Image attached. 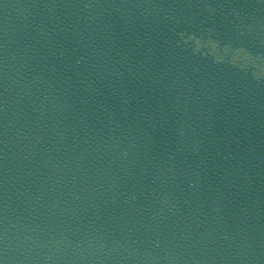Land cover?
<instances>
[{
	"label": "water",
	"instance_id": "1",
	"mask_svg": "<svg viewBox=\"0 0 264 264\" xmlns=\"http://www.w3.org/2000/svg\"><path fill=\"white\" fill-rule=\"evenodd\" d=\"M0 264H264V0H0Z\"/></svg>",
	"mask_w": 264,
	"mask_h": 264
}]
</instances>
